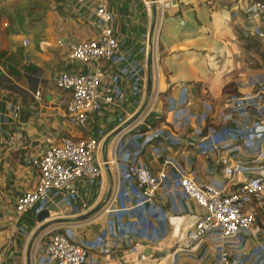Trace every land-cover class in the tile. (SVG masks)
Masks as SVG:
<instances>
[{
	"label": "crops",
	"instance_id": "1",
	"mask_svg": "<svg viewBox=\"0 0 264 264\" xmlns=\"http://www.w3.org/2000/svg\"><path fill=\"white\" fill-rule=\"evenodd\" d=\"M98 3L93 0L79 7L74 0H0V138L19 128L31 143L29 151L38 155L47 149V139L55 143L63 137L106 139L117 130L121 118L131 119L140 110L136 102L141 97L131 95L132 81L126 78L128 95L122 109L95 116L84 128L73 127L67 121L64 103L69 93L56 86V76L62 71H94V64L70 60L69 46L99 37L100 27L94 15ZM107 4L115 14L114 27L123 52L135 64L145 61L148 35L163 19L159 35L162 77L158 80L153 64L152 97L136 123L146 130L140 129L138 134L126 130L110 141L108 156L114 185L110 200L99 213L80 220L106 199L110 179L104 166L103 177L91 194L92 208L77 215L65 209L56 218L71 221L46 230L59 228L70 238L96 242L110 235L113 225L129 228L136 245L127 250L122 242L108 255L96 250L100 264H214L220 246L211 239L203 240L189 254L178 252V246L194 228L200 209L185 201L170 184L160 190L156 199L159 213L144 212L148 206L118 212L116 216L108 213L117 195L121 200H116L113 210L133 203L132 185L123 180L117 147H141V162L154 173L162 168V156H167L198 182L222 185L225 178L221 167L215 165L213 154L200 148L198 132L209 125L219 129L232 125L224 119L231 98L261 96L264 48L250 33L247 16L235 15L242 4L240 0H107ZM25 40L30 43L24 45ZM102 66L116 72L115 66ZM37 92H41V101L36 99ZM185 98L190 106L183 102ZM227 142L225 156L243 161L253 157L252 149L240 139ZM21 155L13 147L0 149V252L5 264H36L42 255L38 244L41 234L35 237L42 226L38 215L32 211L19 218L14 213L20 196L33 190L39 181L37 170ZM85 192L82 186L81 195ZM263 222L261 217L256 236H247L241 252L252 250ZM22 228L28 235L21 234Z\"/></svg>",
	"mask_w": 264,
	"mask_h": 264
},
{
	"label": "built area",
	"instance_id": "2",
	"mask_svg": "<svg viewBox=\"0 0 264 264\" xmlns=\"http://www.w3.org/2000/svg\"><path fill=\"white\" fill-rule=\"evenodd\" d=\"M92 1L74 0L79 7ZM240 1L242 4L236 8L235 15L243 13L247 16L251 24L250 33L264 48V0ZM94 15L100 27L99 37L69 46V59L94 64V71L81 74L62 71L55 80L59 89L69 93L64 103L67 121L79 128L87 127L95 116L123 108L128 95L125 84L129 81L126 78L132 81L131 95L135 99L141 97L136 102L137 107L141 108L145 100L146 62L150 59L156 68L158 80L162 77L158 46L163 19L160 18L157 30L148 35L144 48L145 61L135 64L123 52L124 46L114 27L115 14L108 7L107 0H99ZM29 43L28 40L24 41V45ZM59 45L63 46V42L59 41ZM103 63L115 66L116 72L104 68ZM36 99L42 100L41 92L36 93ZM183 102L191 105L187 98ZM16 113L14 118H17ZM225 113L224 119L232 123L229 128L219 129L209 125L207 130L198 132L201 136L200 148L205 153L213 154L215 165L221 167L225 178L222 185L198 182L167 156H162V168L154 173L141 162V147L129 150L121 145L117 147L118 159L122 163L123 180L132 185L133 203L113 210V204L121 198L117 195L111 201L108 213L113 212L116 216L118 212H131L146 206L144 212L159 213L156 199L160 190L170 184L177 188L175 191L181 192L185 201L194 203L200 209L194 228L178 246V252L189 254L203 240L211 239L220 246L218 260L214 264H264V222L252 250L249 253L241 252L245 239L255 235L259 219L264 217V91L256 98H231ZM251 115L255 116L254 120H251ZM129 120L121 118L118 128ZM101 138L63 137L58 143L47 139V149L35 155L29 151L31 143L21 129L4 133L0 138V149L13 147L20 151L23 160L39 174L37 186L17 200L15 215L20 218L32 211L37 215L49 211L56 218L65 209L76 215L88 212L92 208L93 188L104 174L105 164L99 159V153L105 136ZM231 138L240 139L250 147L253 157L243 161L225 156L229 148L227 144L230 143L227 141ZM82 186L86 188L85 195L80 193ZM20 231L23 236L28 235L27 230L22 228ZM122 242L127 250L136 245L130 229L119 225H113L111 234L96 242L70 238L59 228L45 230L39 237L42 255L36 264H100L96 250L108 255ZM231 248L237 251L233 252ZM0 264H5L2 252Z\"/></svg>",
	"mask_w": 264,
	"mask_h": 264
},
{
	"label": "water",
	"instance_id": "3",
	"mask_svg": "<svg viewBox=\"0 0 264 264\" xmlns=\"http://www.w3.org/2000/svg\"><path fill=\"white\" fill-rule=\"evenodd\" d=\"M152 65H153V61H152V59H150L148 62L149 72H148L147 91H146V97H145V101H144L143 106L128 122H126L121 127H119L117 130H115L114 132L109 134L108 137L104 141L103 148H102L103 149V162L105 163V170H106V172L109 176V179H110V188H109L108 194L106 196V199L100 205H98L94 210H92L88 214L81 216L80 220H82V221L87 220V219L93 217L95 214L99 213L102 210V208L105 206V204L110 200V198L113 194V186L114 185H113V179L111 176L110 162H109V156H108L109 155L108 151H109L110 141L114 137L121 134L122 132L131 129V127H133L130 130V132L132 134H138L140 132L141 126L139 124L136 125V123L138 122V120L143 115V113H144V111H145V109H146V107H147V105H148V103L152 97V93H153ZM38 220L40 223H42V226L38 230V232L36 233L35 237L39 236L43 231H45L46 229H48L51 226L62 224V223H67V222L71 221L68 219L54 218V213L49 212V211L41 212L38 215Z\"/></svg>",
	"mask_w": 264,
	"mask_h": 264
},
{
	"label": "trees",
	"instance_id": "4",
	"mask_svg": "<svg viewBox=\"0 0 264 264\" xmlns=\"http://www.w3.org/2000/svg\"><path fill=\"white\" fill-rule=\"evenodd\" d=\"M160 40H159V46H158V51H159V53H160ZM150 122V121H149ZM158 124V122H156V123H154V125H157ZM146 130V128L145 127H143L142 129H141V132H144ZM61 231V233H64L62 230H60Z\"/></svg>",
	"mask_w": 264,
	"mask_h": 264
}]
</instances>
